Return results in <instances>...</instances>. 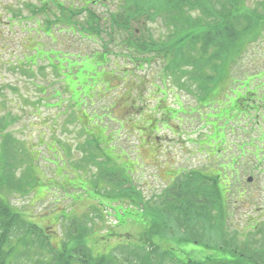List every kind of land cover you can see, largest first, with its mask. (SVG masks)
<instances>
[{"label": "rangeland", "instance_id": "1", "mask_svg": "<svg viewBox=\"0 0 264 264\" xmlns=\"http://www.w3.org/2000/svg\"><path fill=\"white\" fill-rule=\"evenodd\" d=\"M27 1L0 0V118L7 115V117L12 116L16 119V122L9 126V131L33 151L32 156L38 158V162L27 161L24 166L26 169L33 166L36 174L41 177L37 178V188L41 193L36 197L35 195L26 196L24 192H19L15 187L5 186L13 207L25 219L36 224L38 228H45L47 235L51 237V243L58 248L67 243L74 230L72 223L58 218V214L60 211H70V215L78 216L83 224H88L91 233L98 241L95 245L97 246L96 251L104 249L116 251L117 246L122 243L118 236L112 237L108 241L100 240L99 237L114 229L113 216L115 215H109L110 211L107 214V210H105L100 211L96 217L91 215L93 217L91 219L90 210H87L89 205L96 210H99L101 206L108 208L107 195L114 192L112 190L114 185H110L111 189H108V183L99 177L97 172L105 170L107 173L113 174L116 173L117 167L105 166L95 170L96 166L93 165L95 159L89 156L88 147L85 150V143L90 137L84 131L85 128L89 127V133L99 143L101 138L98 127H104L106 129L104 134L114 142L113 147L103 149L102 157H119L125 160V163L135 165L131 172L128 169V175L133 182L129 184L125 181L124 183L128 188L137 186L135 189L139 194V199L141 202H145V198L149 201V205L152 207L146 203L149 210L162 211L166 209L165 205H160V201L168 194L167 188L174 178L173 172L179 174L182 171L208 169V173L218 175L220 170L215 169L213 164L217 157L230 158L231 167L228 166V169L235 172V169L240 168L241 174L239 175L243 177L245 198L241 200L242 197L239 194L235 203L226 209L231 217L230 222L227 221L229 226L226 229L223 226L219 228L222 236L221 241L223 244L228 241L229 243H226L228 248H238L242 251H245L243 248L248 245L252 254L262 261L261 258L264 256V174L262 173L264 172V146L262 147L261 143L264 144V109L260 112L256 122L251 121L248 117H242L235 121L232 127L229 125V128L211 127L205 130L198 120L193 121L192 124L186 122L187 124L182 127H178L180 123L174 120L166 124L168 127L165 130L161 129L157 134L143 136L148 133V129L144 125H148L153 119L158 121L163 109L178 110L184 106L183 112L186 113L188 107L194 106L196 99L189 91L195 90V88L187 80V77H181L178 74L174 76L169 72L160 73L161 67L155 63L152 68L139 69L138 71L132 65H124L126 63L121 57L127 54L131 40L124 32L111 27L109 17L112 16V12L116 8L123 7L126 1L130 0H60V4L67 9L74 7L73 9L77 11V9L88 7L98 14L99 24L97 27L102 33L99 40H93V36L82 32L73 34L71 30L63 29L60 26L51 30L48 24L43 25L40 21L27 24L28 17L31 16L24 6ZM29 2L38 5L37 0H29ZM242 2L249 9L264 11V0H242ZM220 6V10L224 6L230 8L227 3H222ZM53 10L52 19L55 15H60L57 9ZM14 11L18 17L12 20ZM4 13L6 14L4 15ZM187 14L195 17L197 12H188ZM199 16L203 18L201 14ZM86 19L85 14L76 15L72 23H80L83 32L91 33ZM23 22L26 25H21ZM106 26L109 27L105 28ZM167 26H169L168 15L162 14L160 17L156 16V19L148 25L143 24L139 27L138 35L144 39L146 44L151 39L155 41V38L162 41L170 40L172 36H175L174 28ZM50 32L54 34H50V36ZM40 44L45 50L40 49ZM105 49L110 51L111 59H113L114 53L120 58H114L118 60V63L113 60L112 64L106 67L104 73L103 70H99L103 64L98 61L99 53L94 51L102 52ZM246 55L239 60L229 62L233 64L232 78L240 76L241 71L253 76L259 69H264V38L256 40ZM148 58L156 60L155 57L149 56ZM31 59H34V62ZM112 65L114 68H117L118 65L119 68L115 71L117 74L111 72ZM125 71L127 74L123 79L125 80L124 84L120 81L119 76L123 75ZM153 71L156 72V75L150 78ZM103 73L105 75L103 81L107 84L101 82ZM135 77H138L140 82L136 81ZM227 82L228 80L221 79V84H225L224 87L227 86ZM261 82L264 83V77ZM255 84L254 81L251 86L253 87ZM114 88H119V90L111 91ZM74 89H79L75 91V95L73 94ZM137 90L141 95L139 101L136 95ZM262 91L263 94H261L259 102L264 105V88ZM120 96L129 98V101L137 98L138 105L144 109V115L133 117V122L128 120L125 123L124 115L127 113L120 106L116 107ZM177 96L180 102H175L178 100ZM39 99L43 102L39 104L38 108L36 107L38 104L35 105V103ZM38 109L41 111L40 114H38ZM190 112L191 114L195 113L194 110ZM83 113H86L88 117L83 118ZM195 115L200 116L199 113ZM180 116L182 119L188 120V115L180 114ZM139 118L141 122H139ZM203 133L205 134L203 135ZM226 134L228 135L225 137ZM226 138L227 144L223 145L222 139ZM253 139L255 141H252ZM199 144H202L200 149H198ZM102 145L104 146V144ZM203 145L204 147H202ZM240 145L247 151L241 149ZM251 146L262 147L257 160L255 156L245 157V153L256 152ZM38 151H42L43 155H46L44 157L46 164L51 163L48 154H58L59 159L54 156V164L57 167L51 165L49 169H44L39 162ZM86 153L88 158H86ZM93 154L98 157L96 151ZM236 155L238 156L236 157ZM7 161H11L9 156ZM58 161H60L59 164ZM239 161L243 165L234 168V165ZM100 163H103L102 159ZM168 164L173 165L171 166L173 172L170 167H167ZM21 171V169L18 170V173ZM62 171L64 172L62 173ZM220 172L223 176L224 170ZM68 174H71V177ZM59 176L61 177L57 179L56 177ZM248 176H254L253 183L246 182ZM108 178L110 179V177ZM230 185L233 191L234 188L240 186V183L234 180ZM51 190L59 197L56 195L55 198L48 199L46 191ZM4 198L8 202V199ZM112 210L126 213L124 224L117 227L114 233L122 236L126 234L127 238L132 237L133 243L136 235L138 236L139 228L137 224H134L133 219L136 211L128 204H119ZM76 213L80 215H76ZM176 218L177 221L179 220L180 226V217L176 216ZM176 224L177 222L171 225L174 227ZM208 224L207 228L199 226L194 231H201L198 236L201 242L213 245L216 242L215 236L218 235L215 232L217 229L212 230L213 226L209 227ZM179 233L180 236L188 235L184 229H180ZM193 235L196 236V234ZM208 236H212V239L210 240ZM175 240L168 241L170 246ZM179 240L181 239L179 238ZM104 242L107 243L104 244ZM102 245L104 246L102 247ZM174 247L188 252L196 250L194 253L199 255L215 252V250L197 243L181 246L175 243ZM13 254L19 256L21 253ZM189 256L196 258L194 255ZM198 258L200 257L198 256ZM250 263L251 261H248L246 264Z\"/></svg>", "mask_w": 264, "mask_h": 264}, {"label": "trees", "instance_id": "2", "mask_svg": "<svg viewBox=\"0 0 264 264\" xmlns=\"http://www.w3.org/2000/svg\"><path fill=\"white\" fill-rule=\"evenodd\" d=\"M222 3H227L230 8L224 6L220 10ZM120 8L111 16V25L125 32L131 39L128 51L132 58L138 61V69H149L156 63L161 67L160 73L169 72L174 76L178 74L181 77H192L188 80L195 90L189 92L205 104L216 93H222L228 86L235 84L231 77L233 64L229 62L241 59L256 40L264 38V11L247 8L242 0H130ZM81 11L74 15L80 16ZM186 11L197 12L195 16L197 18L190 16ZM162 14L168 15V25L173 26L175 36L167 39L168 41L151 39L152 41L147 44L144 43V39L133 38L136 36L132 31L134 25L140 27L143 24L148 25L156 16L160 17ZM200 14L203 18L199 16ZM88 21L91 32L99 35L101 33L97 27L99 19L90 18ZM149 56L158 60L148 58ZM155 75L156 72L153 71L150 78ZM238 77L244 81L243 86L247 87L245 92L236 93V100H246L251 106L247 113L236 111L233 117L240 119L252 112L253 108L256 111L264 107L255 98L259 89L264 87L261 83L264 70L253 76L241 71ZM134 79L140 82L138 77ZM221 79L228 80L229 84L224 87ZM254 81L260 83L252 87ZM198 87L199 89H196ZM235 108L240 109L238 104H235ZM219 114L222 118L231 119L229 110L223 109ZM258 115L259 113H255L253 119L256 120L255 117ZM99 136L101 138L99 143L95 137H92L89 143L94 146L92 149H99L102 156L103 149L110 147L112 142L102 130ZM4 156L0 158V264H246L248 261H251L250 264H264V256L261 261L252 254L248 245L243 248L245 251L226 247L228 245L226 243L229 242L224 241L226 243L223 244L220 233L215 236L216 242L209 245L215 250L214 255H206L204 261L183 258L186 251L174 247L175 243L180 242L179 238L181 244L182 242L186 244L192 238L186 240L183 238L198 237L201 231H194L195 228L199 226L207 228L209 223V227L213 226L212 230L220 231L219 224L227 220V194L234 195L233 192L225 191L224 186L221 187L213 178L202 173L187 174L170 188L167 196L169 204L162 211L149 210L145 203H141L135 189H123L121 185H117L115 192L108 196L110 203L113 205L141 203L135 212L136 216L133 217L134 221L141 225L133 243L132 237L127 238L126 234L119 236L112 230L103 238L108 241L118 236L119 240L126 244H120L116 251L110 253H103L104 250L96 251L95 245L98 241L92 236L88 225L73 223L72 237L62 247H54L43 232V239L36 238L39 229L24 220L1 196L8 192L6 185L17 188L14 175L9 169L8 156L7 154ZM103 158L117 167L116 173L105 175L107 179L109 176L113 182H120V176L128 177V168L124 169V166L119 168L115 165L116 162H112L110 156ZM108 161H105L106 164ZM93 165L100 167L101 163L96 159ZM129 168L131 170V167ZM91 211L99 212L94 208ZM175 214L180 217V226ZM125 216L126 213L119 212L116 219L122 224L125 222ZM175 222L177 224L174 228L171 224ZM180 229H184L188 235L177 237ZM174 237L177 241L170 246L168 241L175 239ZM208 237L212 239V236ZM12 252L21 254L15 256L14 261H10Z\"/></svg>", "mask_w": 264, "mask_h": 264}, {"label": "bare ground", "instance_id": "3", "mask_svg": "<svg viewBox=\"0 0 264 264\" xmlns=\"http://www.w3.org/2000/svg\"><path fill=\"white\" fill-rule=\"evenodd\" d=\"M36 176H38V175L36 174L35 170L26 173V178H28V177L34 178Z\"/></svg>", "mask_w": 264, "mask_h": 264}]
</instances>
